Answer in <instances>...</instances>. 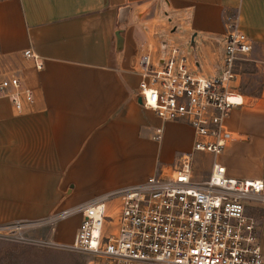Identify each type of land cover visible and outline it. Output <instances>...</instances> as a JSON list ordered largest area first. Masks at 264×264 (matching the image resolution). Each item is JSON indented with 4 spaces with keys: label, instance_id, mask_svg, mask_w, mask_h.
Wrapping results in <instances>:
<instances>
[{
    "label": "crops",
    "instance_id": "crops-1",
    "mask_svg": "<svg viewBox=\"0 0 264 264\" xmlns=\"http://www.w3.org/2000/svg\"><path fill=\"white\" fill-rule=\"evenodd\" d=\"M126 4V21L117 26L118 7ZM232 15L251 50L264 53V0H0V81L13 75L32 94L31 102L22 100L20 113L7 96L10 88L0 95V222L34 221L79 205L141 181L167 168L175 151L189 150L187 123L162 121L137 102L136 59L142 52L153 57L164 41L186 55L193 73L218 75L225 22ZM26 49L34 58L23 56ZM235 108L226 122L236 138L222 152L248 139L230 120ZM179 130L187 142L171 148ZM261 144L248 147L257 170L245 177L264 178ZM195 164L194 158L192 177L204 178L209 170L198 173ZM245 208L258 220L264 257V202L251 200ZM79 218L74 213L50 230L47 224L29 230L71 240Z\"/></svg>",
    "mask_w": 264,
    "mask_h": 264
},
{
    "label": "built area",
    "instance_id": "built-area-1",
    "mask_svg": "<svg viewBox=\"0 0 264 264\" xmlns=\"http://www.w3.org/2000/svg\"><path fill=\"white\" fill-rule=\"evenodd\" d=\"M250 50L249 38L232 15L225 22L218 75L193 73L177 46L164 45L161 54L158 45L153 57L139 53L140 106L162 121L187 123L193 135L190 149L141 181L38 220L1 223L0 236L22 239L24 226L52 228L55 221L79 213L71 240L61 246L85 254V264H264L258 220L245 208L251 200L264 202V178L227 175L216 159L204 178L192 177L194 151L215 156L236 138L226 120L232 108L245 104V97L232 85L234 67ZM22 54L34 58L29 49ZM40 65L35 63L36 68ZM258 71L264 77V61ZM9 88L7 96L20 113L22 100L31 102V91L13 75L0 81V95ZM160 131L155 127L152 137L158 139Z\"/></svg>",
    "mask_w": 264,
    "mask_h": 264
},
{
    "label": "rangeland",
    "instance_id": "rangeland-1",
    "mask_svg": "<svg viewBox=\"0 0 264 264\" xmlns=\"http://www.w3.org/2000/svg\"><path fill=\"white\" fill-rule=\"evenodd\" d=\"M260 61H264V53L255 52L253 49L245 58L237 60L234 67L236 77L232 85L245 97V104L240 109L235 108L231 112L230 120L238 123V130L248 139L236 141L231 151L220 152L215 156L210 153L202 155L195 151L193 157L196 172L208 171L211 160L216 159L224 165L227 175L243 177L256 173L257 169L247 155L251 152L248 151L249 145L253 144L259 148L262 140L264 141V130L261 129V122H264V77L258 71ZM260 140L261 142L258 143L257 141ZM186 142L184 131L179 130L174 132L168 144L171 148H179L184 147ZM180 152H174L173 160ZM173 160L168 163V167ZM47 225L45 227L50 230L51 224ZM35 226L38 225L24 226L22 239L0 236V264H85L87 258L85 254L61 246V243H67L70 240L58 241L44 232L33 233L29 229H34ZM65 251L70 253L67 254Z\"/></svg>",
    "mask_w": 264,
    "mask_h": 264
},
{
    "label": "water",
    "instance_id": "water-1",
    "mask_svg": "<svg viewBox=\"0 0 264 264\" xmlns=\"http://www.w3.org/2000/svg\"><path fill=\"white\" fill-rule=\"evenodd\" d=\"M128 13H129V5L128 4L118 7L115 24L117 26L120 24H123L126 21ZM119 32H120V29H116L114 32L116 49L119 48L120 42H121V37L119 35ZM163 48H164V41H162L160 43V53L161 54L163 53ZM137 102L138 103L140 102L139 98H137Z\"/></svg>",
    "mask_w": 264,
    "mask_h": 264
},
{
    "label": "trees",
    "instance_id": "trees-1",
    "mask_svg": "<svg viewBox=\"0 0 264 264\" xmlns=\"http://www.w3.org/2000/svg\"><path fill=\"white\" fill-rule=\"evenodd\" d=\"M65 252H67V254H68L69 251H65ZM69 253H70V252H69ZM77 254H78V253H77ZM69 256H71V255L69 254ZM71 257H72V256H71ZM74 259L76 260L77 258H74Z\"/></svg>",
    "mask_w": 264,
    "mask_h": 264
}]
</instances>
